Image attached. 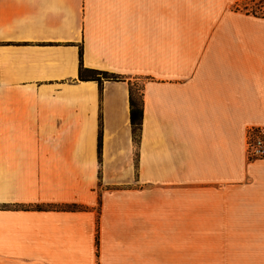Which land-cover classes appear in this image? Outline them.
<instances>
[{
	"label": "crops",
	"instance_id": "0c3cea01",
	"mask_svg": "<svg viewBox=\"0 0 264 264\" xmlns=\"http://www.w3.org/2000/svg\"><path fill=\"white\" fill-rule=\"evenodd\" d=\"M240 1L0 0V264H264V18Z\"/></svg>",
	"mask_w": 264,
	"mask_h": 264
},
{
	"label": "trees",
	"instance_id": "16d2710c",
	"mask_svg": "<svg viewBox=\"0 0 264 264\" xmlns=\"http://www.w3.org/2000/svg\"><path fill=\"white\" fill-rule=\"evenodd\" d=\"M245 0H241L238 4H236L233 7V10L236 12L244 13L245 15H251L255 17H261L264 18V14H256L255 9L249 10L247 9V5L244 4ZM80 58H82V51L80 52ZM79 80L80 81H93L96 82L97 85L100 87L101 83L103 81H114L115 76L112 74H109L107 72L93 70V69H87L83 68L82 63L80 65L79 69ZM129 121L132 128V132L134 135H136L141 128V119H142V100L139 97V99L135 98L133 89L129 88ZM100 148V145H99ZM13 208H18L19 206L13 205ZM52 210V209H58V210H78L79 207L77 205H61V206H40L36 205L33 207V210L35 211H42V210Z\"/></svg>",
	"mask_w": 264,
	"mask_h": 264
},
{
	"label": "built area",
	"instance_id": "2783aa9c",
	"mask_svg": "<svg viewBox=\"0 0 264 264\" xmlns=\"http://www.w3.org/2000/svg\"><path fill=\"white\" fill-rule=\"evenodd\" d=\"M245 154L248 161L264 158V128L247 130Z\"/></svg>",
	"mask_w": 264,
	"mask_h": 264
},
{
	"label": "rangeland",
	"instance_id": "374dc122",
	"mask_svg": "<svg viewBox=\"0 0 264 264\" xmlns=\"http://www.w3.org/2000/svg\"><path fill=\"white\" fill-rule=\"evenodd\" d=\"M244 4L247 5V9L249 10L255 9L256 14L258 15L264 14V0H245ZM133 92H134L135 98L139 99V93L135 89H133Z\"/></svg>",
	"mask_w": 264,
	"mask_h": 264
}]
</instances>
